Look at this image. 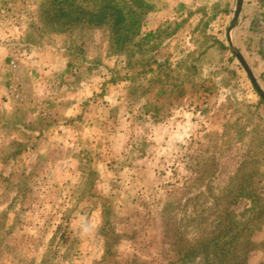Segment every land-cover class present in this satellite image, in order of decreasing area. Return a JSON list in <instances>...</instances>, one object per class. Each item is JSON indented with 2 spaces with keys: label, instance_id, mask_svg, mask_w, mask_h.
Instances as JSON below:
<instances>
[{
  "label": "rangeland",
  "instance_id": "1",
  "mask_svg": "<svg viewBox=\"0 0 264 264\" xmlns=\"http://www.w3.org/2000/svg\"><path fill=\"white\" fill-rule=\"evenodd\" d=\"M146 1L154 36L128 58L91 17L103 0H0V85L40 81L51 100L0 105V264H201L178 236L251 219L244 191L264 202V0ZM257 227L248 264L264 263Z\"/></svg>",
  "mask_w": 264,
  "mask_h": 264
},
{
  "label": "trees",
  "instance_id": "2",
  "mask_svg": "<svg viewBox=\"0 0 264 264\" xmlns=\"http://www.w3.org/2000/svg\"><path fill=\"white\" fill-rule=\"evenodd\" d=\"M103 1H105V4L100 6L97 10H95L97 4L94 5L95 7H91V10L94 11L91 17L96 22L99 21L105 25L109 22L110 28H112V26L114 27L113 29L116 31V37L112 39V45L115 44V41L119 43L118 50H121L119 52H123L124 55L127 53V56L130 51V49L127 48L128 46H131V49L138 52H144L142 45L147 44L150 36H154L153 32L146 34L141 33L142 17L151 10L152 5H150L149 1L119 0V4L128 8V13L125 15L121 14L119 12V7L113 3L118 2L112 0ZM133 7L134 9H132ZM70 11V5H66V7L60 10V12H65L63 14L64 16L70 15ZM91 23L94 24L93 21H91ZM148 48L151 49L150 46H148ZM116 52L117 49L115 48V53ZM128 64H130V60L127 59L125 67H127ZM128 67L130 68V66ZM250 185L251 183L249 186ZM240 195L242 198L250 200L253 206L251 207L252 211L255 209V215H250L251 219L246 222L234 221L226 214L223 219L216 218L217 220L210 221L208 227H202L204 225L202 222L204 221L203 219L202 221H194L196 223L192 224L191 228L196 229L200 236L195 239L187 240H183L178 236L177 239L182 242L174 241L173 245L177 254H182V258H189L191 254H199L201 255V264H248V254L258 249L255 248L251 236L253 231H255V226H258V229L264 223V202H261L263 199L253 191L247 190ZM206 205H208V203L198 204L197 211L204 213L207 209ZM241 214L243 215L244 211ZM175 244L177 247H175Z\"/></svg>",
  "mask_w": 264,
  "mask_h": 264
},
{
  "label": "crops",
  "instance_id": "3",
  "mask_svg": "<svg viewBox=\"0 0 264 264\" xmlns=\"http://www.w3.org/2000/svg\"><path fill=\"white\" fill-rule=\"evenodd\" d=\"M151 15L156 16L157 18H159L161 16L158 13L157 14L153 13ZM156 20L158 22H160L159 20H161V19H156ZM146 24H147V22H146ZM147 26H148V24H147ZM14 32L19 33V30L17 29ZM8 48L9 47L3 42L2 34L0 33V52H3V51L5 52V56L3 59L0 60V64H2L3 61H7L9 59L8 56L11 54V51ZM55 53L56 52H54V50H53V52L51 50L48 52H43V53H41L42 56H40L39 58L41 60H43L47 64V66L55 69L54 72L56 71V73H58L59 71H61L62 68H65L68 60L60 59L61 61L60 60L58 61L57 57L55 56ZM26 60H28V57L26 58ZM11 62H12V64H14L13 61H11ZM29 63L34 64L33 58L29 59ZM34 66H32L31 68H33ZM62 72H65V69H63ZM12 74L14 75L13 77L15 78L17 71H14ZM11 82H12V79L11 80L9 79V82H7V80L5 79L4 83L0 85V105L4 106V109L6 111H14L16 109V107H19V106H22L26 110V107H27V108H29L28 110L30 112L36 111V113H35L36 115L34 114V116H38L42 109H40L39 105L35 104V100L38 103L41 101H44L45 99L50 100L49 90L45 91V86L42 85L40 81L32 80L33 84L31 83V85H32L33 92L27 93L26 95L23 94V96H20L19 94L14 92L13 86H15V83L13 84ZM4 86L6 88L3 90L2 88H4ZM66 97H67V94H62L60 100L65 99ZM74 97L75 96H73V98ZM19 98L21 99L20 103L17 102V100ZM70 103H72V102H70ZM54 105H56V103H54Z\"/></svg>",
  "mask_w": 264,
  "mask_h": 264
},
{
  "label": "water",
  "instance_id": "4",
  "mask_svg": "<svg viewBox=\"0 0 264 264\" xmlns=\"http://www.w3.org/2000/svg\"><path fill=\"white\" fill-rule=\"evenodd\" d=\"M238 13H239V9H238L237 12H236L235 20H236V18H237V16H238ZM237 57H238L239 61L242 63V65H243V67H244L246 73H247L248 75H250L249 72H248V70L245 68V64H244L243 60L241 59V57H240L239 55H238ZM255 87H256V86H255ZM263 100H264V98H263Z\"/></svg>",
  "mask_w": 264,
  "mask_h": 264
}]
</instances>
